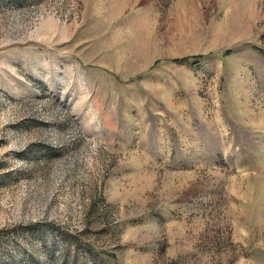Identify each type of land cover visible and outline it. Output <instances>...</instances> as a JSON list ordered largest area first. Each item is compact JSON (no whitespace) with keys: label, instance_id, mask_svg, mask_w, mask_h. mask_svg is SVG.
Returning a JSON list of instances; mask_svg holds the SVG:
<instances>
[{"label":"rangeland","instance_id":"1","mask_svg":"<svg viewBox=\"0 0 264 264\" xmlns=\"http://www.w3.org/2000/svg\"><path fill=\"white\" fill-rule=\"evenodd\" d=\"M0 264H264V0H0Z\"/></svg>","mask_w":264,"mask_h":264},{"label":"trees","instance_id":"2","mask_svg":"<svg viewBox=\"0 0 264 264\" xmlns=\"http://www.w3.org/2000/svg\"><path fill=\"white\" fill-rule=\"evenodd\" d=\"M188 59L187 58H184V59H181L180 62H186Z\"/></svg>","mask_w":264,"mask_h":264}]
</instances>
